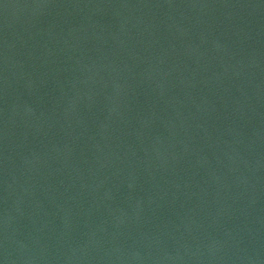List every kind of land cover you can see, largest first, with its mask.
I'll use <instances>...</instances> for the list:
<instances>
[{"label": "water", "instance_id": "water-1", "mask_svg": "<svg viewBox=\"0 0 264 264\" xmlns=\"http://www.w3.org/2000/svg\"><path fill=\"white\" fill-rule=\"evenodd\" d=\"M0 264H264V0H0Z\"/></svg>", "mask_w": 264, "mask_h": 264}]
</instances>
